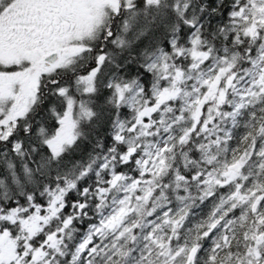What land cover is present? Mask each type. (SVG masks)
<instances>
[{
  "label": "snow or ice",
  "instance_id": "obj_1",
  "mask_svg": "<svg viewBox=\"0 0 264 264\" xmlns=\"http://www.w3.org/2000/svg\"><path fill=\"white\" fill-rule=\"evenodd\" d=\"M0 167V264H264V0H0Z\"/></svg>",
  "mask_w": 264,
  "mask_h": 264
},
{
  "label": "trees",
  "instance_id": "obj_2",
  "mask_svg": "<svg viewBox=\"0 0 264 264\" xmlns=\"http://www.w3.org/2000/svg\"><path fill=\"white\" fill-rule=\"evenodd\" d=\"M86 155V153H84L83 151L81 152V153H77L76 155H77V157H79V156H81V155ZM0 171H2V167H0ZM204 211H207V209L205 208V210Z\"/></svg>",
  "mask_w": 264,
  "mask_h": 264
},
{
  "label": "rangeland",
  "instance_id": "obj_3",
  "mask_svg": "<svg viewBox=\"0 0 264 264\" xmlns=\"http://www.w3.org/2000/svg\"><path fill=\"white\" fill-rule=\"evenodd\" d=\"M204 210H205V208H204Z\"/></svg>",
  "mask_w": 264,
  "mask_h": 264
}]
</instances>
